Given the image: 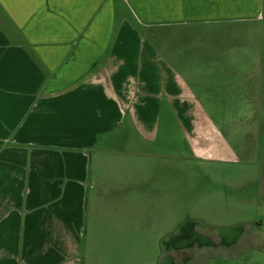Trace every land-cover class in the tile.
<instances>
[{"label": "crops", "instance_id": "1", "mask_svg": "<svg viewBox=\"0 0 264 264\" xmlns=\"http://www.w3.org/2000/svg\"><path fill=\"white\" fill-rule=\"evenodd\" d=\"M263 20L264 0H0V264H88L91 189L101 215L97 187L160 159H235L207 115L241 67L263 95L264 63L230 52Z\"/></svg>", "mask_w": 264, "mask_h": 264}, {"label": "rangeland", "instance_id": "2", "mask_svg": "<svg viewBox=\"0 0 264 264\" xmlns=\"http://www.w3.org/2000/svg\"><path fill=\"white\" fill-rule=\"evenodd\" d=\"M254 30L249 46L243 43L230 52L237 61L262 65L264 20ZM241 69L242 93L233 88L228 96L218 95L216 112L207 115L223 126L224 137L236 148L235 159L182 156L172 174L168 161L160 159L154 171L149 169V181L137 188L140 170L132 181L97 187L109 196L101 215L96 189H91L84 239L93 249L88 264H264V82L262 95L256 90L262 75L249 65ZM239 93L242 98H236ZM179 113L181 118L172 116L179 122L175 134L184 138L190 118ZM169 127L167 121L164 133Z\"/></svg>", "mask_w": 264, "mask_h": 264}, {"label": "flooded vegetation", "instance_id": "3", "mask_svg": "<svg viewBox=\"0 0 264 264\" xmlns=\"http://www.w3.org/2000/svg\"><path fill=\"white\" fill-rule=\"evenodd\" d=\"M188 250H189V249L184 250L185 255H186L187 252H189ZM181 251H183V249H182ZM181 251H180V252H181Z\"/></svg>", "mask_w": 264, "mask_h": 264}, {"label": "trees", "instance_id": "4", "mask_svg": "<svg viewBox=\"0 0 264 264\" xmlns=\"http://www.w3.org/2000/svg\"><path fill=\"white\" fill-rule=\"evenodd\" d=\"M261 130H262V128H261Z\"/></svg>", "mask_w": 264, "mask_h": 264}]
</instances>
